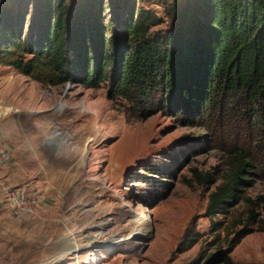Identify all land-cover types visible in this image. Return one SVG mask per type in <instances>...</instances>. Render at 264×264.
Masks as SVG:
<instances>
[{
    "label": "rangeland",
    "instance_id": "1",
    "mask_svg": "<svg viewBox=\"0 0 264 264\" xmlns=\"http://www.w3.org/2000/svg\"><path fill=\"white\" fill-rule=\"evenodd\" d=\"M82 1L70 0L71 8ZM98 1L104 22L125 16L127 0ZM161 1L173 0L129 3L164 20L155 31L167 27ZM111 80L43 86L0 65V142L13 150L18 174L11 185L43 196L21 216L0 202V264H202L218 251L229 264H264V133L241 96L189 117L113 97ZM238 152L253 158L252 182L227 213L210 218L209 192ZM247 199L256 201L254 220Z\"/></svg>",
    "mask_w": 264,
    "mask_h": 264
},
{
    "label": "trees",
    "instance_id": "2",
    "mask_svg": "<svg viewBox=\"0 0 264 264\" xmlns=\"http://www.w3.org/2000/svg\"><path fill=\"white\" fill-rule=\"evenodd\" d=\"M161 5L167 27L152 31L164 20L146 9L134 13L129 0L122 20L113 14L107 22L98 0H83L77 9L70 0H0V65L43 86L97 88L112 76L113 97L127 98L143 110L169 107L189 117L207 113L237 93L264 133V0H173ZM106 7L112 9L113 1ZM253 167L252 157L239 152L232 157L227 179L209 192L208 217L225 214L236 204L252 182L246 176ZM247 200L254 220L256 201ZM249 231H238L226 252ZM219 260L231 263L218 251L202 264Z\"/></svg>",
    "mask_w": 264,
    "mask_h": 264
},
{
    "label": "built area",
    "instance_id": "3",
    "mask_svg": "<svg viewBox=\"0 0 264 264\" xmlns=\"http://www.w3.org/2000/svg\"><path fill=\"white\" fill-rule=\"evenodd\" d=\"M12 162V154L0 142V169L7 168ZM43 196L25 185L13 186L0 180V202L13 215L21 216L40 207Z\"/></svg>",
    "mask_w": 264,
    "mask_h": 264
},
{
    "label": "crops",
    "instance_id": "4",
    "mask_svg": "<svg viewBox=\"0 0 264 264\" xmlns=\"http://www.w3.org/2000/svg\"><path fill=\"white\" fill-rule=\"evenodd\" d=\"M11 154H12V162L10 164V166L14 163V153H13V150H10ZM7 167V168H3V169H0V180L1 181H4V182H7L9 184H14L17 182V175L18 174H15L13 171H14V168H11V167Z\"/></svg>",
    "mask_w": 264,
    "mask_h": 264
},
{
    "label": "bare ground",
    "instance_id": "5",
    "mask_svg": "<svg viewBox=\"0 0 264 264\" xmlns=\"http://www.w3.org/2000/svg\"><path fill=\"white\" fill-rule=\"evenodd\" d=\"M75 248H76V249H75ZM74 249L77 250V249H78V246L76 245V247H74Z\"/></svg>",
    "mask_w": 264,
    "mask_h": 264
}]
</instances>
